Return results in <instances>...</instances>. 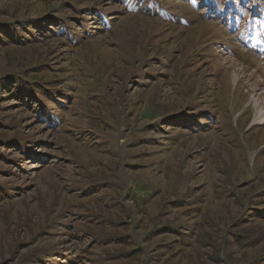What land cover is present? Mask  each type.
<instances>
[{
	"label": "rangeland",
	"instance_id": "374dc122",
	"mask_svg": "<svg viewBox=\"0 0 264 264\" xmlns=\"http://www.w3.org/2000/svg\"><path fill=\"white\" fill-rule=\"evenodd\" d=\"M0 264H264V0H0Z\"/></svg>",
	"mask_w": 264,
	"mask_h": 264
}]
</instances>
